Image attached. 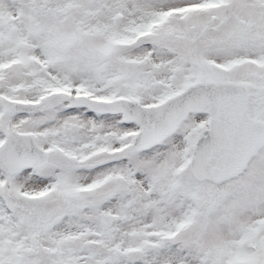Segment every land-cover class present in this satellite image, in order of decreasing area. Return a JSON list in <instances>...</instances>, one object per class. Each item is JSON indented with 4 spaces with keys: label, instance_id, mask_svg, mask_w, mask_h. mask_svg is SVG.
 I'll return each instance as SVG.
<instances>
[{
    "label": "snow or ice",
    "instance_id": "1",
    "mask_svg": "<svg viewBox=\"0 0 264 264\" xmlns=\"http://www.w3.org/2000/svg\"><path fill=\"white\" fill-rule=\"evenodd\" d=\"M0 264H264V0H0Z\"/></svg>",
    "mask_w": 264,
    "mask_h": 264
}]
</instances>
